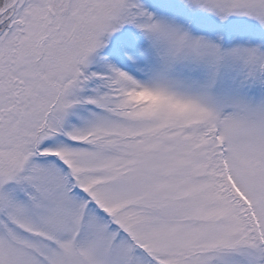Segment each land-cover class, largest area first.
<instances>
[{
	"label": "snow or ice",
	"instance_id": "snow-or-ice-1",
	"mask_svg": "<svg viewBox=\"0 0 264 264\" xmlns=\"http://www.w3.org/2000/svg\"><path fill=\"white\" fill-rule=\"evenodd\" d=\"M0 264H264V0H0Z\"/></svg>",
	"mask_w": 264,
	"mask_h": 264
}]
</instances>
